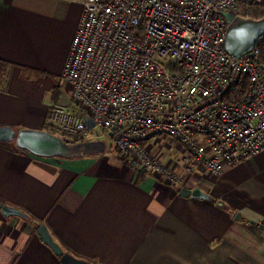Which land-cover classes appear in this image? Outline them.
I'll use <instances>...</instances> for the list:
<instances>
[{
    "label": "crops",
    "instance_id": "crops-1",
    "mask_svg": "<svg viewBox=\"0 0 264 264\" xmlns=\"http://www.w3.org/2000/svg\"><path fill=\"white\" fill-rule=\"evenodd\" d=\"M81 11L80 0H0V124L45 128L55 102L78 109L61 75ZM163 137L147 140L153 154L211 198L119 152L40 156L0 140V199L27 213L0 208V264H63L41 222L89 264H264V150L218 175L187 172L185 147Z\"/></svg>",
    "mask_w": 264,
    "mask_h": 264
},
{
    "label": "built area",
    "instance_id": "built-area-1",
    "mask_svg": "<svg viewBox=\"0 0 264 264\" xmlns=\"http://www.w3.org/2000/svg\"><path fill=\"white\" fill-rule=\"evenodd\" d=\"M82 11L61 80L79 103L55 102L48 119L88 138H111L166 181L182 185L176 168L147 145L176 137L187 172L214 175L264 150V73L260 39L235 55L223 47L228 14L264 0H80ZM241 97L224 94L242 75ZM87 116L95 121L87 125ZM68 139V138H67Z\"/></svg>",
    "mask_w": 264,
    "mask_h": 264
},
{
    "label": "water",
    "instance_id": "water-1",
    "mask_svg": "<svg viewBox=\"0 0 264 264\" xmlns=\"http://www.w3.org/2000/svg\"><path fill=\"white\" fill-rule=\"evenodd\" d=\"M228 24L223 39V47L230 53L242 55L251 50L256 42L264 37V15L259 18L247 17L242 14H228ZM263 66V64H261ZM95 121L87 116V125L93 127ZM0 140L14 141L18 147L25 148L33 154L40 156H63L73 157L88 153L103 152L107 142L103 138H88L85 140H69L65 136L42 127L23 126L15 128L11 124H0ZM179 192L182 195L194 197L211 198V195L200 186L188 187L179 185ZM217 204H224L222 199ZM0 208L5 215L19 214L24 217L27 213L16 206L3 202L0 199ZM236 218H241V213H236ZM253 222V220H251ZM263 225V224H262ZM37 232L43 241L50 246L54 253L59 256L63 264H89L84 258L75 256L64 250L61 243L54 238L46 222L38 224Z\"/></svg>",
    "mask_w": 264,
    "mask_h": 264
},
{
    "label": "trees",
    "instance_id": "trees-1",
    "mask_svg": "<svg viewBox=\"0 0 264 264\" xmlns=\"http://www.w3.org/2000/svg\"><path fill=\"white\" fill-rule=\"evenodd\" d=\"M238 12H239V14H242V15L247 16V17L248 16L249 17H255V18L262 17L264 15V3H262V4H248V3L242 2L239 6ZM259 43H260L261 48H262L261 55H260V63L262 64L264 37L260 38ZM247 81L248 80H247L246 74L242 75L240 77V79L238 80V82H236L234 85H232L230 88H228V90L224 94L223 98L226 100H236V99L240 98L242 93L244 92L246 86H247ZM45 128L48 130H53L54 132H57V133L65 136L69 140L76 141V140L88 139V137L85 135L72 134V133H69L67 131L61 130V129L57 128L56 126H54L51 122H49V124H47L45 126ZM111 142L113 143L112 139H111ZM113 145H114V148L122 156L126 155L114 143H113Z\"/></svg>",
    "mask_w": 264,
    "mask_h": 264
},
{
    "label": "rangeland",
    "instance_id": "rangeland-1",
    "mask_svg": "<svg viewBox=\"0 0 264 264\" xmlns=\"http://www.w3.org/2000/svg\"><path fill=\"white\" fill-rule=\"evenodd\" d=\"M164 136V137H163ZM170 135L168 134H161L160 137H163L164 141L166 140V137H168ZM91 154H104L107 157H110L111 159H115L116 157H118V151L114 148L113 143L111 142V138L107 141V146L105 151L103 152H98V153H88L85 155H91Z\"/></svg>",
    "mask_w": 264,
    "mask_h": 264
}]
</instances>
